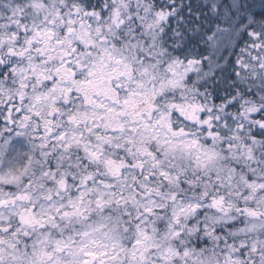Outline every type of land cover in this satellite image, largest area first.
<instances>
[{
    "label": "clouds",
    "instance_id": "1",
    "mask_svg": "<svg viewBox=\"0 0 264 264\" xmlns=\"http://www.w3.org/2000/svg\"><path fill=\"white\" fill-rule=\"evenodd\" d=\"M74 5L80 6L79 15ZM156 7L157 0H0V39L4 40L0 57L5 65L26 67L28 58L9 56V47L19 45L18 52L27 47L23 42L36 28L52 29L55 39L67 40L65 32L73 27V40L83 37L94 42L93 47L83 49L92 53L82 57L85 63L96 62L104 72L122 69L123 65L109 60L110 53L131 66L133 81L145 82L141 91L150 90L153 84L158 89L168 76L170 59L180 53L170 44L153 46V32L146 25L152 22ZM85 11L96 14L84 15ZM69 19L75 23L70 25ZM25 27L26 33L22 31ZM12 32L19 36L15 44L9 43ZM46 46L33 44L28 56L32 63L52 69L56 62L42 64L43 57L35 51ZM51 46H55L54 40ZM221 51L226 56L234 51L227 37ZM146 67L154 79L142 74ZM3 69L0 65V71ZM79 77L86 78V73ZM21 82L19 75L6 73L0 78V88L5 95L25 92V109L32 96L50 86H41L32 77L23 81L31 87L20 89ZM121 82L125 84L120 91L123 100L127 89L136 85L123 78ZM186 83V89L167 88L156 96L157 110L151 119L145 113L148 129L140 121L133 123L132 115L115 117L105 108L85 103L75 92L69 104L60 102L55 116L48 115L51 109L44 102L36 106L39 119L0 125V191L28 192L38 214L54 217L44 227L25 229L11 215L12 210L5 211L4 226L10 231H0V264H39L36 253L43 248L52 252L56 240L69 237L76 245L94 241L97 251L115 255L108 264H230L229 256L235 264H264V188L249 187L264 185V129L250 123L251 116L229 108L211 113L220 120L215 122L219 136L210 139L206 128L168 105L199 102L220 109L229 101L214 92L208 96L202 90L197 92L199 82L194 74ZM237 83L238 97L264 108V80L238 78ZM246 91L251 94L245 95ZM95 99L119 108L103 95ZM144 107L141 104L136 111ZM73 114L79 123L69 122ZM161 114L165 119L157 124ZM225 120L228 128L223 127ZM22 123L28 127L22 128ZM240 124L242 132L236 128ZM181 130L186 134H179ZM249 150L253 159L248 158ZM145 151H151L155 160L144 155ZM161 170L168 173L167 178L160 175ZM59 181H67L66 190ZM220 198L224 203L214 206L212 201ZM244 208L254 209L258 215L240 211ZM177 232L180 234L175 235ZM241 243L247 245L244 250ZM57 255L70 264L67 251Z\"/></svg>",
    "mask_w": 264,
    "mask_h": 264
},
{
    "label": "snow or ice",
    "instance_id": "2",
    "mask_svg": "<svg viewBox=\"0 0 264 264\" xmlns=\"http://www.w3.org/2000/svg\"><path fill=\"white\" fill-rule=\"evenodd\" d=\"M34 7H42V5L34 4ZM75 14H80V6L74 5ZM95 12L85 11L84 15H95ZM153 20L146 25L148 31L153 32L152 42L155 47L157 44L168 45L177 51L180 55L171 58L166 72L168 76L162 81L157 89L153 84L150 90L145 89L144 81H133V70L131 66L125 63L123 58H114L109 53V60H115L117 65H123L122 69H113L104 72L101 66L96 62L85 63L83 56H91L90 51L85 52L83 49H89L94 46V42L86 41L83 37L73 40L71 37L75 32L73 27H68L65 36L67 40L55 39L56 33L52 29L36 28L33 35L24 40V45L20 51H17L16 45L8 48V55L18 58H28L26 67L17 68L14 65H5L3 57H0V65H4V69L0 71V78L6 73L11 75H19L22 81L19 84L20 89H27L31 85L23 81L34 77L36 81L44 86L50 84L45 92H38L31 97L32 103L28 108H24L26 103V93L18 91L15 96L11 93L5 95L3 88H0V125H15L17 120L30 121L32 117L39 119L41 113L36 110V106L47 102L50 111L49 116H55L60 112V102L69 104L72 99L73 92L84 98L85 103H91L95 107L105 108L107 112L114 113L115 117L124 115H132L133 123L140 121L146 129L149 128L147 119H151L152 113L157 110L155 98L162 94L165 89H186L187 81L194 74L199 82V89L203 91L205 96L210 92L216 93L217 97L227 98L228 103L220 109L212 106H205L199 102H191L187 104L170 103L169 109L178 111L185 118L193 121L202 128L207 129V135L210 139L215 140L219 133L216 128V121L220 120L219 115L213 117L212 112L236 108L242 116L247 114L252 117L250 123L256 124L260 129H264V108L252 105L243 97H238L240 91V81L258 78L264 80V0H157V7L152 14ZM122 22V21H121ZM19 23V22H17ZM68 23L74 24L75 21L69 19ZM23 32H28L25 27ZM227 37L229 46L234 51L231 55L222 54V40ZM19 39L16 32H12L9 43L15 44ZM55 46H51L52 41ZM4 44V40L0 39V46ZM33 44H46V47L36 48L43 57L41 63L48 64L52 61L56 62L54 68L40 67L38 64L32 63L28 53L33 51ZM143 63V61H141ZM106 67V65H105ZM243 72V76H242ZM80 73H86V78H80ZM143 75L150 76L149 68H144ZM122 78L129 82L135 83L136 87L127 89L126 96L120 99V91L125 88V84L121 82ZM150 79L154 77L150 76ZM221 93L223 96L221 97ZM251 94L245 92V95ZM103 95L106 99L111 100L113 104L119 106L114 109L105 104H100L95 97ZM141 104L145 107L139 112L136 111ZM131 110V111H129ZM207 113V115H203ZM259 117V119H257ZM165 116L161 114L160 124L164 121ZM69 122L79 123L75 114L69 117ZM47 121L46 124H51ZM27 128V123L20 125ZM123 128V125H119ZM171 128V124H168ZM224 128H228V121L225 120ZM237 131L244 130L243 124L236 125ZM51 135V129H45ZM136 129H133L135 131ZM177 134V133H174ZM179 134H186L181 133ZM19 135V133H18ZM255 133L253 140H255ZM42 138V137H41ZM63 138V137H61ZM197 143V141H192ZM155 160L151 151L143 153ZM248 158L253 159V153L249 150ZM143 171V168L140 169ZM160 175L167 178L168 173L161 170ZM55 179V177H53ZM59 186L66 190L67 181H59ZM110 187V186H109ZM249 187L255 190L257 187L264 188V185L249 184ZM19 202V203H18ZM103 207V202H97ZM224 203L223 198L213 200L214 206ZM12 210L11 215L18 219L19 225L23 228L44 227L45 221L54 219V217L42 216L38 214L36 205L32 202L31 195L28 192L7 193L0 191V231L8 232L9 227L4 226V213ZM151 212V209H147ZM243 213L256 216L258 213L254 209L244 208ZM68 215V213H64ZM177 232L175 235H179ZM23 235L27 237L28 231H23ZM84 235H87L85 233ZM0 243H3L0 240ZM137 245L141 244L140 240L136 241ZM96 243L76 245L75 241L69 237L68 240H56L54 242V250L48 252L47 248L41 249L36 253L39 264H64L61 257L57 254H63L66 251L72 257L70 264H108L109 260H115L116 256H109L107 250L97 251ZM247 247L244 243L240 244V249ZM115 249L116 245L113 244ZM257 250L253 244L252 251ZM169 253L173 250L168 249ZM178 254V253H177ZM188 253L186 252L185 255ZM55 257V259H54ZM144 259V257H141ZM230 264H235L232 257L229 256Z\"/></svg>",
    "mask_w": 264,
    "mask_h": 264
}]
</instances>
